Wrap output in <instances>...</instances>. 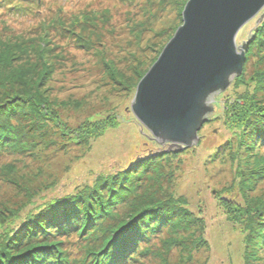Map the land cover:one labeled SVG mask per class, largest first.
<instances>
[{
	"label": "rangeland",
	"instance_id": "374dc122",
	"mask_svg": "<svg viewBox=\"0 0 264 264\" xmlns=\"http://www.w3.org/2000/svg\"><path fill=\"white\" fill-rule=\"evenodd\" d=\"M186 2L45 0L42 16L59 13L69 16L65 26L48 29L44 26L49 19L35 21L38 16L0 22V47L15 46L25 51L42 46L50 50L44 60L52 64L53 72L44 86V95L59 119L56 126L48 121L43 137L36 136L33 141H27L35 144V150L24 155L0 152V233L8 224H13L10 228L15 229L26 214L45 201L92 185L98 175L128 167L146 155L148 148L150 151L159 148L157 151H161L159 154L163 157L159 162L160 176L154 177L150 184H157L153 187H158L160 200L168 197L185 199L186 207L196 220L177 236H171L166 230L151 236L149 242L141 246L146 255L137 258L134 264H160L162 258L168 264H264V248L252 252L253 259L246 257L249 251L246 248V218L235 211L231 214L234 209L246 210L250 199L264 196V175L263 179L256 180L251 190L242 189L239 166L244 168L246 159L237 147L235 127L224 122L221 112L225 96H240L247 91V86L250 91L255 88L252 78L263 69L264 62L259 59L262 53H253L243 63L241 78L244 85L233 87L231 82L224 92L213 97L212 113L208 116L211 121L202 124L197 132L198 141L191 147L178 150L171 148L169 142L159 145L131 112L136 86L182 25L181 13ZM262 11L238 32L235 40L238 49L243 42L245 46L249 42L248 36L250 38L257 27V19L264 14ZM82 15L93 20L91 24L95 29L91 34L90 31H76V35L70 36L61 30L67 29L69 21ZM77 37L85 44L80 42L78 47ZM26 54L30 57L31 50ZM30 58V62H37L36 56ZM37 66L33 70L37 72L36 78L42 74L41 64ZM27 68V65L17 67L25 79L30 77ZM9 74L4 72L5 76ZM217 96L220 97L216 101ZM109 117L114 118L117 125L99 138L85 144H67L65 139H73L76 129L84 121ZM53 139V144L49 145ZM172 152L176 154L165 156ZM251 153L262 158L264 148ZM243 168L247 172L248 168ZM147 182L145 180L143 184ZM26 188L32 195L27 201ZM22 203L24 207L20 206ZM17 213L19 219L13 216ZM169 236L180 240L181 245L170 244ZM62 242L61 249L71 259L82 257L84 242L77 235L68 236Z\"/></svg>",
	"mask_w": 264,
	"mask_h": 264
},
{
	"label": "trees",
	"instance_id": "16d2710c",
	"mask_svg": "<svg viewBox=\"0 0 264 264\" xmlns=\"http://www.w3.org/2000/svg\"><path fill=\"white\" fill-rule=\"evenodd\" d=\"M186 1L183 0V3ZM44 3L45 0H0V22L4 19L9 22L34 19L38 16L35 21L49 19L44 26L48 29L57 30L60 26H65L64 22L69 16L62 13L42 16ZM92 22L91 18L82 15L69 21L67 29L61 30L70 36L76 35V31H90L91 34L95 29ZM77 40L78 47L80 42L85 44L82 38L77 37ZM22 50L8 45L0 47V152L24 155L36 149L35 144L31 145L27 141L36 136L43 137L48 121L56 126L59 119L44 95V86L53 72L52 64L44 60L45 56L48 58L50 55V50L43 49L42 46ZM29 50L33 54H29L30 57L36 56L37 62H30L31 58L26 54ZM260 52L262 54L259 59L264 62V19L250 34L244 50V63L253 53ZM42 59L44 61H40ZM38 63L41 64L42 74L36 78L37 72L33 70H36ZM23 65L29 67L28 79L21 75V71H17V67ZM4 72L10 74L5 76ZM242 74L243 70L240 77L232 81L233 87L245 84ZM252 80L255 83L253 90L250 91L247 86V91L240 96H225L221 107L224 122L229 127H235L237 147L246 159V166H239V175L242 178V189L247 191L259 179H263L264 175V157L257 158L251 153L257 148H264V63L263 69L256 72ZM219 97H216V101ZM209 121L210 118L206 122ZM116 125L117 122L112 117L100 121L87 120L76 129L73 139L65 140L68 141L67 144H85L90 139L99 138ZM61 126L65 130L64 124ZM64 133L63 131L62 137ZM53 141L54 139L49 145ZM157 150L159 148L154 151L148 148L146 155L128 167L98 175L92 185H84L69 195L50 199L41 206L34 207L36 209L26 214L15 229L10 228L13 224H8L6 229L1 230L3 237L0 238V264H134L137 258L146 255V250L141 249V246L149 242L151 236L163 230L173 237L186 231L196 218L191 216L193 214L186 207L185 199L168 197L160 200L158 187H153L157 184H150L154 182V177L157 179L160 176L159 162L163 157L162 153L159 154L161 151ZM174 154L176 153L172 152L165 156ZM248 160H251L250 163ZM242 168H248L247 172ZM145 180L148 182L143 184ZM8 182L14 184L10 180ZM14 185L19 188V185ZM25 191H28L25 196L27 201L32 195L27 188ZM23 205L24 203L20 206L24 207ZM234 211L246 218V248L249 250L246 257L253 259L252 252L264 248V196L250 199L246 210L234 209L231 214ZM18 215L19 213L13 216L19 219ZM71 235H77L84 242L82 257L78 259H71L61 249L62 240ZM171 236L168 238L169 243L180 246V240ZM160 264L168 262L162 258Z\"/></svg>",
	"mask_w": 264,
	"mask_h": 264
},
{
	"label": "water",
	"instance_id": "95a60500",
	"mask_svg": "<svg viewBox=\"0 0 264 264\" xmlns=\"http://www.w3.org/2000/svg\"><path fill=\"white\" fill-rule=\"evenodd\" d=\"M262 9L264 0L186 2L182 25L137 84L131 104L135 118L159 145L169 142L181 150L198 141L213 97L241 74L245 44L238 49L236 36ZM263 18L259 16L256 26Z\"/></svg>",
	"mask_w": 264,
	"mask_h": 264
}]
</instances>
